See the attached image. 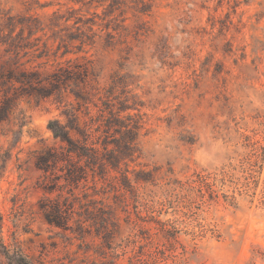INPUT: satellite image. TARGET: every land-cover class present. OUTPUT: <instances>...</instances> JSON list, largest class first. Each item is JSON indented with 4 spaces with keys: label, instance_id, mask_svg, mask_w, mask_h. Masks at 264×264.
Returning a JSON list of instances; mask_svg holds the SVG:
<instances>
[{
    "label": "rangeland",
    "instance_id": "rangeland-1",
    "mask_svg": "<svg viewBox=\"0 0 264 264\" xmlns=\"http://www.w3.org/2000/svg\"><path fill=\"white\" fill-rule=\"evenodd\" d=\"M0 10L110 16L117 44L68 59L91 60L102 88L124 76L144 104L142 158L130 170L153 174L131 172L124 188L112 172L87 190L117 218L111 249L50 225L36 162L58 145L49 122L75 102L24 97L19 142L9 132L18 127L0 125V150L11 153L0 183L8 246L38 264H264V0H0Z\"/></svg>",
    "mask_w": 264,
    "mask_h": 264
},
{
    "label": "trees",
    "instance_id": "trees-1",
    "mask_svg": "<svg viewBox=\"0 0 264 264\" xmlns=\"http://www.w3.org/2000/svg\"><path fill=\"white\" fill-rule=\"evenodd\" d=\"M107 17L93 13L84 18L71 10L67 14L54 12L43 20L0 10V125L18 127L9 130L17 143L25 122L16 102L33 97L36 102L53 99L62 103L64 93L73 97L75 103L64 106L63 120L48 124L58 145L37 158L46 195L40 208L50 225L75 234L79 240L102 239L111 249L110 242L119 229L117 218L105 211L102 201L88 200L87 190L96 189L97 181L117 179L110 177L112 172L120 175L124 188H132L131 172L136 181L144 182L152 181L153 174L130 170V164L142 158L140 108L144 104L127 90L124 76L115 74L102 88L91 60L72 66L73 60L68 59L98 43L107 48L117 44L118 29ZM10 158L9 151L0 150V183ZM53 194L55 198L50 197ZM97 212L107 216L97 219ZM3 228L0 210V264H38L17 242L13 247L5 243Z\"/></svg>",
    "mask_w": 264,
    "mask_h": 264
}]
</instances>
